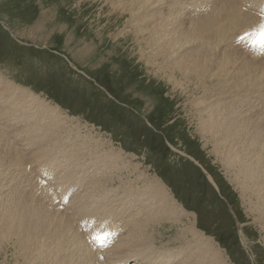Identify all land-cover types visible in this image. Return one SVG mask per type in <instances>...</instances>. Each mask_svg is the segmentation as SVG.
<instances>
[{"label": "bare ground", "instance_id": "1", "mask_svg": "<svg viewBox=\"0 0 264 264\" xmlns=\"http://www.w3.org/2000/svg\"><path fill=\"white\" fill-rule=\"evenodd\" d=\"M262 3L114 0L118 7L127 5L122 13L128 18L144 8L133 20L139 26L125 32H132V45L146 67L167 77L174 90L191 94L185 107L191 108L187 115L195 121L194 129L204 147L211 145L225 170L234 173L241 197L249 199V217L264 235V114L253 115L248 105L250 114L242 116L238 108L247 103L244 96L264 101V67L257 75V69L247 64L259 60V55L232 41L235 33L263 32L264 11H257ZM188 13L194 18L184 19ZM56 104L0 76V256L5 263L102 264L85 246L76 225L109 218L124 233L101 253L103 264H229L190 215L176 201L172 206L158 178L151 182L135 167L137 178L120 180L115 187L112 183L119 176L114 178L117 174L111 171L119 170L115 165L119 161L127 167L124 151L112 147L110 139L78 133L74 118L62 115ZM9 126L19 128L13 132ZM115 188L121 192L113 195ZM45 191L48 196H43ZM66 193L69 202L59 209L53 202ZM183 218L186 222L181 223ZM157 221L183 224L179 238L183 242L177 249L154 251Z\"/></svg>", "mask_w": 264, "mask_h": 264}, {"label": "rangeland", "instance_id": "2", "mask_svg": "<svg viewBox=\"0 0 264 264\" xmlns=\"http://www.w3.org/2000/svg\"><path fill=\"white\" fill-rule=\"evenodd\" d=\"M126 8L114 5V0H0V76L51 105L57 103L62 115L74 118L78 133L110 139L116 149L123 146L127 167L124 169L120 161L115 164L119 166V170L115 167L111 171L117 174L114 178L119 176L112 183L115 187L120 180L137 178L132 172L135 167L151 182L158 178L172 206L176 207L177 197L178 205L196 228L215 241L229 264H264V235L249 217L248 197H241L234 173L225 170L211 145L204 147V140L194 129L195 121L187 115L191 108L185 107L191 94L174 90L167 77L155 75L152 66L143 64L138 47L132 45V32L125 30L139 26V21L133 20L144 13V8L137 17L129 18L122 13ZM189 18L193 19V14H186L184 19ZM245 33L264 44L262 31ZM258 55L259 60L247 66L256 68L260 75L264 53ZM243 98L249 104L239 105L242 116L250 114L248 105L253 115L264 114L260 97ZM191 112L195 113L193 109ZM9 128L14 132L19 127ZM118 192L121 189L115 188L113 195ZM157 222L154 251L177 249L183 242L179 240L183 224ZM5 261L0 256V264H12Z\"/></svg>", "mask_w": 264, "mask_h": 264}]
</instances>
